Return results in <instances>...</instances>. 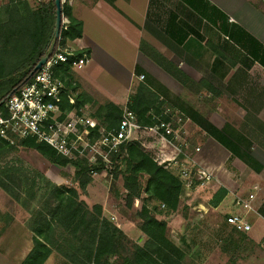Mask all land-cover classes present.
I'll return each instance as SVG.
<instances>
[{
    "label": "crops",
    "instance_id": "0c3cea01",
    "mask_svg": "<svg viewBox=\"0 0 264 264\" xmlns=\"http://www.w3.org/2000/svg\"><path fill=\"white\" fill-rule=\"evenodd\" d=\"M42 1L48 0H27L32 8ZM8 4L0 0V26L7 23ZM70 8L83 35L66 40V48L87 53L88 61L81 70L71 69L76 89L68 88L69 93L125 108L140 85L149 88L164 109L182 119L193 158L217 170L209 186L195 191L204 224L220 236L232 230L228 246L215 251V264H264V0H73ZM24 16L17 12L11 27H0V37L7 38L0 54L8 70L19 68L28 54ZM142 42L174 63L194 86L185 89L158 67L140 50ZM33 157L37 169L59 185L61 167L36 152ZM219 190L224 196L217 200ZM240 194L255 196L246 215L248 233L235 232L224 221L240 212L234 202ZM100 205L107 219L131 233L129 223ZM29 220V212L0 188V264H23L31 254ZM198 248L203 253L198 264H211L204 262L210 250L204 244ZM45 264L69 263L54 251Z\"/></svg>",
    "mask_w": 264,
    "mask_h": 264
},
{
    "label": "trees",
    "instance_id": "16d2710c",
    "mask_svg": "<svg viewBox=\"0 0 264 264\" xmlns=\"http://www.w3.org/2000/svg\"><path fill=\"white\" fill-rule=\"evenodd\" d=\"M109 1L113 2V0ZM4 10L8 20L0 26L1 28L11 27L12 25L9 24L13 23V15L17 12L24 13L29 27H26L22 38L28 39V54L19 68L8 70L12 76L8 82L9 89L0 94L2 114H6L4 108L6 99L32 80L31 74L37 64L58 43L54 39L56 19L54 0L42 1L36 8H32L27 0H9ZM62 14L68 19L69 25L66 30L61 31L59 43L62 47H66V40L82 38L83 30L81 22L73 17L69 6L62 7ZM6 39L5 36L0 37L3 49L7 45ZM140 50L185 89L194 86L187 75L153 47L142 42ZM83 53L85 52H77L75 55L80 57ZM0 57L4 61L2 64L7 65L5 54L1 53ZM57 75L66 81L69 89H76L73 87L74 79L70 64L63 65L57 71ZM87 103L99 106L98 113L88 109L92 111V117L102 126L118 127L123 108L113 103L99 105L85 93L75 96L74 105L69 104L66 96L63 97L61 109L79 110L86 108ZM126 108L135 114L138 124L146 129L138 130L134 139L122 148L118 156L112 158L114 165L112 179L114 181L118 178L122 179L125 191L124 204L127 208H132L135 201L146 193L157 202L159 207L164 206L167 212L174 213L179 209L184 189L172 166L174 161L181 159L182 156L159 134L150 130L159 124L157 119L163 122L170 121V115H163L165 110L163 104L144 85L137 88L136 94L131 96ZM143 134H148L153 139L144 138ZM20 141L19 147L33 149L61 168L73 167L74 182L77 183L82 194L87 193V188L93 181L92 174L103 172L101 165L92 166L85 160H68L58 156L54 149L44 143L29 139ZM151 142H153V150H151L153 153L147 147ZM15 145H10L0 138V156L15 151ZM169 151H172L176 157L169 155ZM43 177L46 179L44 175ZM145 177L146 182L143 185L142 178ZM48 181L49 192L45 199V208L34 210L29 220L30 229L34 234V247L23 264H45L54 251L69 264H185V251L168 237V223L159 219L147 206L143 205L136 214L139 220L138 228L146 237V241L141 246L133 242L123 230L103 215L102 205L95 204L89 207L80 199L76 188L57 186ZM0 188L29 211L28 207L24 206L21 182L16 173L3 174V177H0ZM216 195L218 200L224 196V191L219 190ZM34 196L35 193L31 192L29 200ZM227 264H235V262L229 261Z\"/></svg>",
    "mask_w": 264,
    "mask_h": 264
},
{
    "label": "built area",
    "instance_id": "2783aa9c",
    "mask_svg": "<svg viewBox=\"0 0 264 264\" xmlns=\"http://www.w3.org/2000/svg\"><path fill=\"white\" fill-rule=\"evenodd\" d=\"M61 3L62 7H71L73 0H61ZM68 25V19L63 17L61 31L66 30ZM59 40L60 37L48 61L33 75L32 80L6 99V114L0 113V138L10 145L26 139L44 143L58 156L68 160H85L92 166L101 165L102 173L113 177L112 158L134 139L138 130L146 128L138 124L135 114L126 107L117 128L102 127L88 108L61 109L63 97L66 96L71 105L75 104V98L57 71L69 64L71 69H83L88 54L76 57L77 52L62 47ZM163 115H170V121L157 119L159 124L150 130L181 154L182 158L174 161L172 169L183 183L184 191L192 192L209 186L215 179L216 168L198 163L189 153L182 119L173 117L169 109H165ZM199 151L195 149V153ZM100 174L95 172L92 175L94 178ZM254 199V194L235 196L234 202L240 212L226 219V224L235 232L248 233L251 230L246 215L253 210Z\"/></svg>",
    "mask_w": 264,
    "mask_h": 264
},
{
    "label": "rangeland",
    "instance_id": "374dc122",
    "mask_svg": "<svg viewBox=\"0 0 264 264\" xmlns=\"http://www.w3.org/2000/svg\"><path fill=\"white\" fill-rule=\"evenodd\" d=\"M2 62L4 61L0 57V94L9 89L8 82L12 79L11 72L8 71V66L2 64ZM13 77H15V79L17 78V76ZM85 105L86 108L98 113L99 106L91 103H87ZM143 137L152 138V136L148 134H143ZM20 142L21 141L16 143L15 151L7 152L0 156V177L2 178L5 173H16L19 181L21 182V196L23 198V202H25L24 206L28 207L29 211L27 212H30L29 215L31 220V214L34 210L45 208L44 203L49 192L47 185L48 180L47 178L44 179L43 174L36 167L38 165V161L35 157H33L36 151L26 147H19L18 145ZM147 147L150 149V152L153 153V151H151L153 150V142L148 143ZM168 154L174 158L176 157L172 151H169ZM60 170L61 179L59 180L60 182L57 186L76 188L79 192L80 199L83 200L89 207H92L95 204H103L104 207H106L107 214H110L109 211L116 212L119 220L124 223H129L128 225L132 228L129 235L125 234L138 245L142 246L146 241V237L138 228L139 220L137 219L136 214L141 207L145 205L159 219L165 220L168 223V237L185 251V264H198V259L203 261V253L199 251L198 248L199 244H204L210 250V252L207 251L209 252V258L205 259L204 262L207 263L208 260V263L211 264L216 263L215 256L217 253L215 251L218 250V248L228 246V236L232 232L231 229H225L224 232L226 234L223 236L216 235L213 231L214 229L212 230V227L210 226L214 219H209L210 227H207V225L204 224L205 221L198 217V197L195 192L197 191L196 189L192 192L184 191V194L180 198L181 203L179 209L174 213H169L163 207H159L157 202L153 201V198L146 193L142 194V196L135 201L133 207L129 209L124 204L125 193L122 192L123 181L121 178L114 181L112 177L104 174L100 177L101 179H99V182L92 181L90 185L96 183V186H93L90 194L88 193V188L87 193L82 194L78 189L77 183L74 182V168L67 166L66 168H61ZM145 182L146 177L142 178L143 185H145ZM31 192L35 193V196L32 200H29ZM226 219L227 216H224L225 222ZM109 220L115 224L113 220ZM219 222H221V220Z\"/></svg>",
    "mask_w": 264,
    "mask_h": 264
},
{
    "label": "water",
    "instance_id": "95a60500",
    "mask_svg": "<svg viewBox=\"0 0 264 264\" xmlns=\"http://www.w3.org/2000/svg\"><path fill=\"white\" fill-rule=\"evenodd\" d=\"M54 1H55V5H56V19H55V27H54V39L58 40L59 37H60V34H61V29H62V19H63L62 3H61V0H54ZM50 53L48 55L44 56L40 60V62L37 64V66L33 70L31 76H33L38 70L41 69L42 66L45 65V63L48 61Z\"/></svg>",
    "mask_w": 264,
    "mask_h": 264
}]
</instances>
